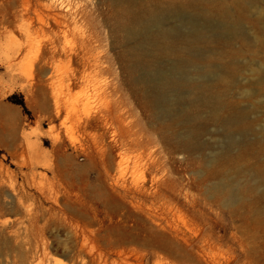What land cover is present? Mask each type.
<instances>
[{
	"label": "rangeland",
	"instance_id": "374dc122",
	"mask_svg": "<svg viewBox=\"0 0 264 264\" xmlns=\"http://www.w3.org/2000/svg\"><path fill=\"white\" fill-rule=\"evenodd\" d=\"M95 1L99 17L79 26L97 37L89 48L99 69L58 57L38 74L35 55L49 46L13 39L0 24V264H264V0L200 5L207 30L234 26L247 40L201 51L207 64L225 65L228 84L211 81L217 121L198 110L192 150L176 140L182 126L155 115L135 82L139 53L118 31L123 10L133 21L171 0L74 3L88 11ZM18 43L25 50L13 56ZM242 112L240 127L225 131L220 122ZM229 140L242 145L215 161ZM221 182L232 201L213 190Z\"/></svg>",
	"mask_w": 264,
	"mask_h": 264
},
{
	"label": "bare ground",
	"instance_id": "6f19581e",
	"mask_svg": "<svg viewBox=\"0 0 264 264\" xmlns=\"http://www.w3.org/2000/svg\"><path fill=\"white\" fill-rule=\"evenodd\" d=\"M75 1L0 0V24L4 28L13 27L15 29L16 35L12 36L13 39L27 42L38 38L44 42L45 47L49 46L43 54L37 51L35 55L38 74L48 75L51 62L58 57L75 60L82 71L88 65L99 69V58L92 56L93 49L89 48L91 44L97 42V37L86 34L79 26L81 23L95 22L100 14L99 2L95 1L96 3L92 4V7L87 11V7L83 3H74ZM148 1L156 2L157 0ZM205 1L208 0H186L185 2L171 0L164 7L157 2L155 4L152 2L153 6L150 5L148 9L143 8L133 21H129V13L123 10L118 30L123 33L127 41L134 44L133 49L140 56L132 66L134 71L140 73L135 78V82L144 86V94L151 100L157 118L164 119L171 125L183 127L185 133L176 136V140L182 148L187 150L197 148V145L192 143V137L197 132L196 125L200 119V114L197 115L199 109L204 107L209 109L207 118L217 121L216 110L221 104L219 97L211 92V81L219 82L224 87L228 84V80L225 81V78L221 76V69H225V65L213 67L207 64L201 51L205 50L210 43L224 42L227 44L235 38L247 40L244 34L234 26H219L216 28L217 33L211 29L207 30L203 25L208 20L207 10L202 9L204 5L200 6L205 4ZM249 2V0H243L241 4L245 5ZM186 10L190 11V17L184 15ZM73 39L79 42L77 50L66 47L68 41ZM23 47L24 44H16L13 56L22 54L25 50ZM87 55L88 57H86ZM161 59H170L172 63L164 68L160 65L159 60ZM231 64L234 65L233 62ZM260 72L264 75V68L262 71L260 69ZM78 78L80 77L74 80H78ZM171 92L184 95L167 101V94ZM183 100L185 103H182ZM54 105V117L56 118L60 113L56 99ZM192 108L197 110L196 113L190 111ZM243 116V112L235 113L220 123L225 131L236 129L240 127V120ZM86 118L88 119V117ZM83 123H86V120ZM90 123L88 124L90 125ZM82 125L84 126V124ZM250 127L251 125H245L242 128ZM240 145H242L241 142L229 140L215 161L228 159L231 157L232 149L240 148ZM256 173L261 177L263 171L257 170ZM229 185L218 184L213 187V190L223 194L227 201H232L234 197L230 191L232 187ZM25 216L26 214L24 218ZM7 227H12V223Z\"/></svg>",
	"mask_w": 264,
	"mask_h": 264
}]
</instances>
